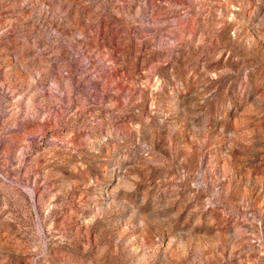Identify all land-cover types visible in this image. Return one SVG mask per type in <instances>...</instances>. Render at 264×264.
<instances>
[{"label": "rangeland", "instance_id": "obj_1", "mask_svg": "<svg viewBox=\"0 0 264 264\" xmlns=\"http://www.w3.org/2000/svg\"><path fill=\"white\" fill-rule=\"evenodd\" d=\"M0 264H264V0H0Z\"/></svg>", "mask_w": 264, "mask_h": 264}]
</instances>
